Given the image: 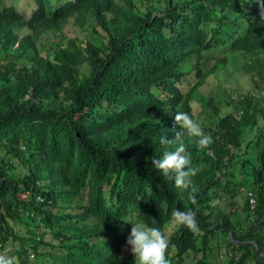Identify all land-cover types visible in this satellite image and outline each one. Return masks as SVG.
Wrapping results in <instances>:
<instances>
[{"label":"trees","instance_id":"1","mask_svg":"<svg viewBox=\"0 0 264 264\" xmlns=\"http://www.w3.org/2000/svg\"><path fill=\"white\" fill-rule=\"evenodd\" d=\"M239 55L259 92L225 82ZM177 112L201 123L209 148L174 140ZM181 142L199 168L194 205L152 165ZM174 208L193 210L199 231L172 223ZM132 216L161 229L171 264H215L214 249L221 264H264L256 0H36L28 18L0 9V253L136 264Z\"/></svg>","mask_w":264,"mask_h":264},{"label":"clouds","instance_id":"2","mask_svg":"<svg viewBox=\"0 0 264 264\" xmlns=\"http://www.w3.org/2000/svg\"><path fill=\"white\" fill-rule=\"evenodd\" d=\"M260 8V17L264 18V0H256ZM174 124L178 125L181 131L176 132L179 140L183 134L196 138L199 148H209L213 141L210 134L206 133L200 122L194 120L187 112H177ZM175 131V129H173ZM173 140L162 137V145L171 144ZM152 165L159 170L166 179L174 180L175 186L182 192L188 191L187 199L196 204L195 193L197 189L193 186L192 177L195 176L199 168L191 164L190 154L187 152L183 142L173 151H164L162 158L153 159ZM172 223L186 227L192 233L199 231L196 213L191 210H180L174 208L171 212ZM131 224L130 233L126 239V244L130 246V251L135 257L136 264H171V260L166 255L169 251V239L158 227H150L139 219H134ZM0 264H14V259L10 256L0 254Z\"/></svg>","mask_w":264,"mask_h":264},{"label":"rangeland","instance_id":"3","mask_svg":"<svg viewBox=\"0 0 264 264\" xmlns=\"http://www.w3.org/2000/svg\"><path fill=\"white\" fill-rule=\"evenodd\" d=\"M50 4L55 7L57 5H60L64 0H49ZM6 6H13L15 9H17L20 13H22L25 18H28L33 9L36 6V0H0V9ZM76 33H79V29L77 28L76 30L74 29H68L67 35H75ZM244 59L239 55L237 57V59H235V61L233 62V64L230 66H228V73L229 75V79H227L225 82H227L228 87L238 84V89L240 90V92H247V91H255V92H259L255 86H253V82L251 80V78L249 77V75H247L244 71H243V63H244ZM195 111H198V108L195 109ZM134 220V217L132 216V221ZM131 221V222H132ZM1 254H4L6 256L9 255V248L7 250H4L1 252ZM126 254L130 255L131 251H130V246H126ZM133 256V255H130ZM217 249H214L213 251V263L215 264H221L219 263V261L217 262ZM191 258H187V260L183 263V264H195V261H191ZM216 260V262H215Z\"/></svg>","mask_w":264,"mask_h":264},{"label":"built area","instance_id":"4","mask_svg":"<svg viewBox=\"0 0 264 264\" xmlns=\"http://www.w3.org/2000/svg\"><path fill=\"white\" fill-rule=\"evenodd\" d=\"M249 194L251 195V193H249ZM254 202H255V201H254V198H253V197H251V198H250V203H251V205H253V204H254ZM0 254H1V253H0Z\"/></svg>","mask_w":264,"mask_h":264}]
</instances>
